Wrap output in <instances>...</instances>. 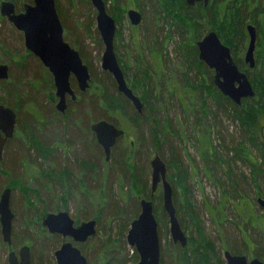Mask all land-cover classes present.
<instances>
[{"label": "rangeland", "instance_id": "rangeland-1", "mask_svg": "<svg viewBox=\"0 0 264 264\" xmlns=\"http://www.w3.org/2000/svg\"><path fill=\"white\" fill-rule=\"evenodd\" d=\"M3 1L22 8L33 3L0 0V4ZM180 1L104 0L108 14L116 22L117 60L128 86L147 109L146 124L142 123L138 130L131 121L128 103L117 97L112 75L102 70L104 46L90 0H55L56 8H61L63 14L64 39L88 61L85 64L92 76L88 92L80 96L81 102L69 103L70 113L65 120L73 124L77 112L91 109L85 139L68 123L54 122L49 116L57 103L52 75L27 51L23 34L0 14V64L9 66L10 70L9 79L0 83V105L17 114L14 138L6 145L0 162V198L5 189L11 190L10 205L15 216L11 246L19 248L27 240L35 264L55 262L54 253L60 243L45 250L44 242L48 244L50 239L41 227V218L63 207L78 222L89 221L102 213L97 235L86 245L91 264L100 262L106 254L105 247L114 249L109 251V264H137L139 257L135 261V249L128 245L127 234L140 213L142 199L152 200L153 207L159 204L161 185L152 198L146 196L151 189L150 162L156 154L167 164L177 218L188 239L185 249L172 242L168 217L163 214V219L160 210L161 216L156 214L160 264H193V261L227 264L225 251L232 254L237 251V255L249 260L258 258L264 262V210L257 203L264 194V156L250 145L249 132L241 126L244 118L250 121L256 118L258 123L253 132L263 138L264 61L256 67V72L260 71L259 79L254 80L255 84L250 81L255 98L248 99L240 111L229 116L216 100L214 90L209 89V80H214V74L197 62L195 48L205 34L216 32L210 23L220 29L224 45L239 46L237 26L241 19L219 8L210 22L207 18L204 20L201 26L206 27V33L199 39L201 28L198 30L189 19L182 17ZM128 10L142 15L139 26L130 24ZM257 14L258 11L248 14L246 25ZM261 17L264 20V14ZM260 30L256 62L258 56H264V23ZM248 43L249 39L244 51L239 53L244 64L241 71L248 69L244 62ZM70 81L75 82L73 78ZM11 83H25L28 98L16 100L10 91ZM193 87L197 88L194 93ZM194 96L198 100L196 109L187 112L185 100L192 101ZM35 97L40 106L38 112L27 103ZM202 97L210 113L201 111ZM107 116L115 117L117 126L127 132L112 149L109 161H105L90 129L95 121L105 120ZM155 118L160 121L158 128ZM31 121L33 127H30ZM39 121L49 127L35 131V123ZM162 123L171 126V133L165 136L160 133L159 128L164 130ZM77 124L81 126L80 120ZM166 131L169 132L168 128ZM241 145L249 150L240 153ZM204 154L212 161L203 159ZM137 169L144 172V185L142 182L137 185ZM205 241L213 245V251ZM9 252L10 246L3 241L0 225V264L6 263Z\"/></svg>", "mask_w": 264, "mask_h": 264}, {"label": "water", "instance_id": "water-1", "mask_svg": "<svg viewBox=\"0 0 264 264\" xmlns=\"http://www.w3.org/2000/svg\"><path fill=\"white\" fill-rule=\"evenodd\" d=\"M96 11L97 29L104 46L101 67L109 72L117 85V90L135 110L142 114L141 99L128 86L124 73L117 60L114 49L116 22L108 14L104 0H90ZM188 6L202 2L204 7L209 0H185ZM0 14L23 34L24 45L29 53L37 57L52 75L55 95L58 99L56 110L64 114L67 109V96L76 98L71 86V77L81 92L90 88L91 74L88 66L83 62L80 53L71 47L64 39V28L57 12L55 0H33L32 4H25L23 12L17 13L16 6L10 1L0 4ZM127 17L134 27L142 22V15L136 10H128ZM249 43L245 52L244 62L250 69L256 67L255 49L257 43L256 28L249 24L246 27ZM198 58L209 69L214 71L216 88L234 104L240 106L243 100L253 99L255 90L244 71H240L232 57L231 49L224 45L214 31H209L196 43ZM9 66L0 64V83L9 79ZM17 114L13 109L0 105V162L8 140L15 134ZM98 144L103 148L106 160H109L112 147L117 138L124 131L107 121H99L92 125ZM151 198L159 185L162 187L163 209L169 220L171 239L181 248L187 246L188 239L181 228L176 215L173 189L167 179V164L156 154L150 162ZM11 190L5 189L0 198V225L4 241L10 243L14 214L10 205ZM257 203L264 210V194L257 199ZM140 214L130 225L127 243L134 248L139 256L137 264H160V240L158 221L154 214L152 200L140 201ZM42 224L52 234H61L64 238H72L75 242L84 243L88 238L96 235V221L82 222L74 226V221L67 211L57 214L47 213L42 218ZM21 264H30L28 248H24ZM15 254H10V264H17ZM57 264H87L86 258L72 243H64L55 252ZM227 264H264L260 259L249 260L246 256L224 252Z\"/></svg>", "mask_w": 264, "mask_h": 264}, {"label": "trees", "instance_id": "trees-1", "mask_svg": "<svg viewBox=\"0 0 264 264\" xmlns=\"http://www.w3.org/2000/svg\"><path fill=\"white\" fill-rule=\"evenodd\" d=\"M11 1L14 2L15 0H11ZM30 1L32 3L33 0H30ZM179 4H180V6H181V8L183 10V16L182 17H185V18L189 19L192 22V24H194V26L197 27V29L198 28H201L200 30L202 31V34L199 36V39L202 38V36L204 35V32L206 33V27L205 26L204 27L201 26V25H203L204 20L207 18L208 19V22H210L213 14L214 13H217V11H218L219 8L224 13H227L230 16L235 15L238 18L241 19V23H239V25L237 26L238 35L241 38V39H239L240 40L239 41L240 42V45L234 48L235 44L231 43L232 46L230 45V49H231V53H232L234 62L236 63V65L238 66V68L240 69V71L241 70H244V64H243V61L239 58L240 57V54L239 53L244 51V49L246 47V43L248 42V39H249V36H248V33H247V29H246V27H247L246 24L248 22L247 16H248V14H251L252 15L253 13H257V11H258L257 16L254 17L253 19L250 18V22L249 23L252 24L256 28L257 37H258V40H259L260 39L259 34H260V31H261L260 28L262 27V25L264 23V20L261 17V14H264V0H209V4L206 7H204V4L202 2L196 3L194 6H188L186 4L185 0H181L179 2ZM16 7H17V11H21L23 9L22 7H19V6H16ZM57 9H58L57 12H58V15L60 17V20H61L62 24H65L64 23V19H63V14H62L61 8L58 7ZM243 14H245V16ZM233 18L234 17H232V19ZM180 19L181 18H179V20ZM63 26H65V25H63ZM210 26H211V29L212 30H216V32H217V34H218V36L220 38L222 36V34H221L220 29L217 27V25H215V24L212 25L210 23ZM4 42L5 41H1V43H4ZM72 45L74 47H76L75 44L72 43ZM195 50L197 51V48H195ZM81 57H83V56L81 55ZM83 61H84V63H86L88 65V61L87 60L83 59ZM262 61H264V56L263 57L258 56V60L256 62V67L259 68L260 66H262ZM197 62L200 65H203L204 67H206V65L203 62H201L200 60H197ZM256 67L254 69H250L249 67H248L247 70L245 69V72L247 73L248 78L252 82V84H255L254 83V80L255 79H259V77L257 75L260 74V71L259 72H256ZM255 72L257 74H255ZM261 72H263V71H261ZM262 77H263L262 79H264V75H262ZM91 78H92V76H91ZM75 84L76 83L74 82L72 84V86L75 85ZM11 85L12 86L10 87V91H12L16 95V97H17L16 100H20V99H23V98L25 100L26 98H28L27 97L28 96V92L24 89L25 83H22V85H20V84L18 85V84L11 83ZM208 86H209V89L211 91H212V89L214 90V92L216 94V96H215L216 100L219 102L220 105H222V107L225 108V110L227 111V113H228L229 116H232L233 117L232 112H238V111H240V108H241L240 106H243L244 104L247 103V101H249L248 99L243 100L242 101V104L240 106H238V105L234 104L229 98L225 97L216 88V86H215V84H214V82L212 80H209V85ZM195 89H197V88L196 87H193V89L191 91L194 93V92H196ZM117 97H118L119 100H123L125 103H128L129 106L127 105L128 106L127 108L128 109H131L132 106H131V104H130L129 101H127L119 93H118V96ZM201 100L202 101L199 104V107H200L201 111L204 114L210 113V110L211 109H209L208 105L206 104L205 99L202 97ZM53 101H55V99ZM197 101L198 100L195 98V96L193 97L192 101H190L189 99H186L185 100V105H186L187 112L194 111L196 109L195 104L197 103ZM27 103H28L29 106H32L33 108L35 107L36 109H40L39 104L37 105V103H36V97H35V100L34 101L33 100L31 102L28 101ZM130 111L132 112V110H130ZM132 113L133 114L131 115L132 116L131 117V119H132L131 121H133L135 127L138 128V130H139V126L142 123L146 124V121H147V117L148 116H147L146 106L143 107V116H141L140 114H136V113L134 114V112H132ZM50 114H49V116L53 119L54 122H56L58 119L55 118L56 117L55 112L54 111H51ZM237 115H239V114H237ZM105 120L113 123L116 126L118 125V121L113 116H107V117H105ZM155 120H156L155 125L158 128V126L160 125V121L158 119H156V118H155ZM40 123H43V122H40ZM40 123H38V122H37V124L35 123V128H37V129H35V131L36 130H39L41 127H49L46 124L40 125ZM65 123L70 124L71 122H70V120H67V122H65ZM255 123H258L256 118H254L252 121H250L248 118L247 119L244 118L242 120V122H241V126L242 127L243 126L246 127V131L249 132V136L250 137H249L248 141H249L250 145L253 146L254 148L257 147L260 150L261 155L264 156V133H263V138H260V137H258V135L256 133L253 132V130H254L253 127L255 126ZM33 126H34V123L31 121L30 127H33ZM161 126H162V128H164V130L163 129H160V128H159V130H160V133L164 134V136H165L166 133H171L172 128H171L170 125H167V124L162 123ZM166 128H168L169 132L166 131ZM261 128L264 130V124H262ZM262 129H261V131H262ZM140 143H141V140H140ZM244 149H248V148H246L245 145H241L240 146V150H241L240 153H243ZM247 153H248V151H247ZM202 158L205 159L206 161H212V158L211 159L210 158L207 159L206 154H204V156ZM143 174H144V172L142 171V169H140V170L137 169V178L135 179V180H137V185H140L141 182L143 184V181H144L143 180L144 179V175ZM69 193H71L70 190H69ZM146 196L151 198V189H150L149 193L146 194ZM157 199L159 201V204L154 207V213H155V215L158 214L159 216H161V212H162V216H163V214L165 216H167L166 212L164 211V209L161 206V203H162V194H160ZM160 210H161V212H160ZM159 218H161V217H158V219ZM163 219H164V216H163ZM205 244L208 246V245H210V242L205 241ZM179 247L181 248L180 245H179ZM182 249H185V248H182ZM210 250L211 251L214 250V247H213L212 244L210 245ZM195 252H199V251L196 250ZM233 253L239 254L237 251L236 252L233 251ZM208 254H209V252L207 251V255ZM208 257H209V255H208ZM134 258H135V261L138 260V255H137L136 252H135ZM183 259H185V254L182 257V261H183ZM192 263L193 264H197L195 261H193ZM183 264H184V262H183Z\"/></svg>", "mask_w": 264, "mask_h": 264}, {"label": "flooded vegetation", "instance_id": "flooded-vegetation-1", "mask_svg": "<svg viewBox=\"0 0 264 264\" xmlns=\"http://www.w3.org/2000/svg\"><path fill=\"white\" fill-rule=\"evenodd\" d=\"M18 12V11H17ZM257 41H258V37H257ZM257 44V43H256ZM198 50V49H197ZM255 55V54H254ZM255 61H256V59H255ZM209 69V68H208ZM211 70V69H210ZM212 72H213V74H214V71L213 70H211ZM245 72V71H244ZM214 77V76H213ZM71 78H73V77H71ZM74 79V78H73ZM74 81H75V79H74ZM214 82V81H213ZM75 83H76V81H75ZM71 86H72V84H71ZM75 88H73L74 89V93H75V95H76V98L73 100L70 96H67V109H66V111H65V113L64 114H62V113H59L57 110H56V107H55V109H54V112H55V115H56V119H58V120H62V121H65L67 118H68V116H69V113H70V109H69V103H78V102H81V101H79L80 100V96H83V95H85L87 92H88V90L86 91V92H81L80 90H79V88H78V86H77V84L76 85H73ZM117 86V85H116ZM134 92V91H133ZM119 93V92H118ZM120 95H122L121 93H119ZM123 96V95H122ZM55 97H56V95H55ZM124 97V96H123ZM125 98V97H124ZM56 101L58 102V99H57V97H56ZM142 101V100H141ZM130 102V101H129ZM143 103V102H142ZM130 104H131V102H130ZM131 110H132V112H134V114L136 113V114H140V113H138L136 110H135V108L133 107V105L131 104ZM143 107H144V103H143ZM83 110H85V112H83V113H81V111H80V113L79 112H77L74 116H75V118L73 119V124H69V126L71 127H73V129H75L76 131H78L79 133H77L78 135H80L81 136V138L82 139H85L87 136H88V132H87V117H88V112H90L91 111V109L89 110H87L86 111V109H83ZM36 111L38 112L39 110L38 109H36ZM133 114V113H132ZM141 116H143V111H142V114H140ZM79 117H80V119H79ZM116 119V118H115ZM78 120H80V124H81V128L79 127V125L77 124L78 123ZM99 121H107V120H104V119H101V120H97V121H95L94 123H97V122H99ZM41 122V121H40ZM39 122V123H40ZM107 122H109V121H107ZM84 123V124H83ZM93 123V124H94ZM109 123H111V122H109ZM92 124V125H93ZM111 124H113V123H111ZM40 125H42V123H40ZM92 125H91V127H90V129H91V132H92V134H93V136H94V138H95V140H96V143L98 144V142H97V139H96V136H95V134H94V132L92 131ZM116 126V125H115ZM85 127V128H84ZM116 127H118V126H116ZM118 128H120V127H118ZM121 129V128H120ZM123 131H124V134L122 135V136H120L119 138H117V141H116V143L122 138V137H124L125 136V134L127 133L126 132V130H124V129H122ZM86 133V134H85ZM85 134V135H84ZM15 135V134H14ZM14 138V137H13ZM12 138V139H13ZM12 139H10V140H8L7 141V143H6V145L8 144V142H10ZM84 143V142H83ZM116 143H115V145H116ZM115 145L112 147V149L115 147ZM133 146H134V144H132ZM98 146L101 148V150L103 151V154L105 155V153H104V150H103V148L98 144ZM7 146H5V148H6ZM5 148H4V150H5ZM91 148V147H90ZM112 149H111V152H112ZM110 157H111V153H110ZM109 160H110V158H109ZM109 160H106V158H105V161H109ZM83 177H85L84 175L82 176V178ZM87 206V205H86ZM139 206H140V204H139ZM34 210H35V208H34ZM60 211H67L68 213L70 212L69 211V209L68 208H65V207H63V208H59V209H56L55 211H53V212H55L54 214H57L58 212H60ZM100 212V211H99ZM46 213V212H45ZM47 214V213H46ZM140 214V213H139ZM155 214V213H154ZM45 215V214H44ZM43 215V216H44ZM69 215H70V213H69ZM102 215V213H98L95 217H93V219H91V220H95L96 221V235H97V229H98V225H99V221H100V217L99 216H101ZM176 215H177V213H176ZM156 216V215H155ZM70 217H71V215H70ZM14 218H15V216H14ZM43 218V217H42ZM42 218H41V227L43 228V229H45V233H47L48 234V237L47 238H49L50 240L48 241L49 243L48 244H46L47 242H44V246L43 247H45V250H49V249H52V248H55L59 243H60V246L57 248V250L58 249H60L61 248V246L64 244V243H67V242H70V243H72V245L74 246V247H76L77 249H79L80 250V252H81V254L86 258V260H87V264H91L90 263V261H89V257H88V255H89V253H88V250L86 249V245L91 241V240H93L95 237H96V235L95 236H93V237H90V238H88V240L86 241V242H84V243H80V242H75L72 238H69V237H67V238H64L61 234H57V233H55V234H52V233H50L49 231H48V229L45 227V226H43V224H42ZM72 218V217H71ZM157 219V218H156ZM14 220V219H13ZM72 220L74 221V226L76 227V226H78L80 223H82V222H78V221H76V220H74L73 218H72ZM91 220H89V221H91ZM158 221V220H157ZM86 222H88V221H86ZM158 233H159V229H158ZM3 236V235H2ZM11 237H12V233H11ZM160 240V239H159ZM3 241H4V238H3ZM5 242V241H4ZM25 242L28 244V241L27 240H25ZM5 243H7L9 246H10V252H9V254H8V257L6 258V263L5 264H10V254L11 253H14L15 254V258H16V262H17V264H21V262H22V256H23V249L24 248H28V250H29V254H30V264H35V261H34V257H33V254H32V248L30 247V246H28L26 243L24 244V245H21L19 248H16V247H12L11 245H12V240H11V238H10V243H8V242H5ZM54 245V246H53ZM108 248V249H107ZM110 249L111 250H114V249H112V248H110V247H105V255L104 256H102L101 257V259H100V262L99 263H96V264H109V262H110V260L108 259L109 258V251H110ZM56 250V251H57ZM55 251V252H56ZM135 252H136V250H135ZM137 253V252H136ZM138 255V254H137ZM237 255V254H236ZM106 256V257H105ZM139 257V256H138ZM54 264H57V262H56V258H55V253H54ZM139 262V261H138Z\"/></svg>", "mask_w": 264, "mask_h": 264}, {"label": "bare ground", "instance_id": "bare-ground-1", "mask_svg": "<svg viewBox=\"0 0 264 264\" xmlns=\"http://www.w3.org/2000/svg\"><path fill=\"white\" fill-rule=\"evenodd\" d=\"M14 186V185H13Z\"/></svg>", "mask_w": 264, "mask_h": 264}]
</instances>
